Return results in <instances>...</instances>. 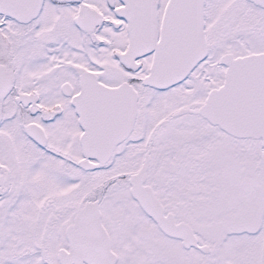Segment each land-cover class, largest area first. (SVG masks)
<instances>
[{
  "label": "snow or ice",
  "instance_id": "obj_1",
  "mask_svg": "<svg viewBox=\"0 0 264 264\" xmlns=\"http://www.w3.org/2000/svg\"><path fill=\"white\" fill-rule=\"evenodd\" d=\"M0 264H264V0H0Z\"/></svg>",
  "mask_w": 264,
  "mask_h": 264
}]
</instances>
